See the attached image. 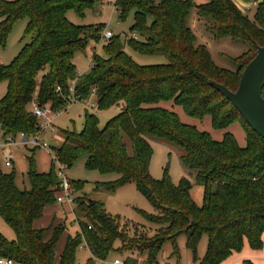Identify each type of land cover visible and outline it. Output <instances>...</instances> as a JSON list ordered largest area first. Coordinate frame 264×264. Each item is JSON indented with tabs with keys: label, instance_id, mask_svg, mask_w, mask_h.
Returning a JSON list of instances; mask_svg holds the SVG:
<instances>
[{
	"label": "trees",
	"instance_id": "trees-1",
	"mask_svg": "<svg viewBox=\"0 0 264 264\" xmlns=\"http://www.w3.org/2000/svg\"><path fill=\"white\" fill-rule=\"evenodd\" d=\"M94 3L0 0V47H6L13 27L24 19L27 26L21 42L29 40L10 64L0 66V83H7L6 94L0 100V131L3 136L16 137L37 133L33 103L53 111L65 110L74 81L77 101L88 100L95 91L98 110L118 108L119 113L100 128L97 115L85 110L82 130L62 131L64 141L52 148L56 160L70 169L86 158L88 170L119 174L117 181L103 184L109 191L135 181L158 211V216L147 218L160 229L151 238L136 239L137 234L129 238L127 226L111 217L104 203L86 196L76 198L75 212H80L85 221L78 220L79 230L68 235L59 264H76L82 244L91 254L86 264L105 260L117 240L122 241L121 250L137 248L148 254L145 264H156L162 246L175 242L183 233L195 255L201 238L208 237L207 255L199 264H222L241 252L246 242L260 250L264 234V138L211 81L233 92L238 89L245 68L257 55L258 47L264 46V1L252 18L242 13L233 0H208L197 6L198 16L207 21L213 35L231 37L248 46L233 60L236 70L227 71L214 64L204 46L195 45L188 26L194 0H115L121 18L134 11L131 33L137 38L122 41L120 36H113L104 44L105 57L94 53L90 70L78 75L76 53L85 50L92 40L100 42L104 27L75 25L67 13L73 11L83 18ZM127 46L142 55L164 56L168 62L138 65L125 51ZM167 102L181 106L194 119L210 116L216 129L240 122L246 132V145L241 147L231 133L216 141L196 126L184 124L176 112L160 105ZM149 138L173 142L183 150L182 166L195 171L197 183L204 187L202 207L191 199L192 183L186 177L177 185L169 179L151 177L154 151ZM28 159L30 189H19L15 172L6 173L0 168V217L15 233L13 241L0 233V256L16 264H55L56 247L67 227L58 223L35 229L34 223L43 218L46 207L57 204L58 164L54 161L50 172L39 173L34 158ZM70 183L75 192L84 187L80 181ZM126 263L138 261L128 258Z\"/></svg>",
	"mask_w": 264,
	"mask_h": 264
},
{
	"label": "rangeland",
	"instance_id": "rangeland-1",
	"mask_svg": "<svg viewBox=\"0 0 264 264\" xmlns=\"http://www.w3.org/2000/svg\"><path fill=\"white\" fill-rule=\"evenodd\" d=\"M7 1L14 2L16 0ZM207 2L208 0H194L195 5L190 10L188 16V26L195 36V45L204 46L208 50L214 64L220 69L235 71L237 66L233 60L242 56L247 51L248 46L231 37H216L213 35L208 29L207 21L200 18L197 11L198 5ZM235 2L240 6L244 14L250 18L253 17L257 8L254 2L245 0H235ZM247 7L248 11L246 10ZM67 18L75 25H103L104 32H112L113 36H120L122 41L133 35L131 27L134 23V11L129 12L125 18H121L119 9L115 6V0H102V2L101 0H95L94 8L87 9L83 18L77 16L73 11L67 13ZM26 26L27 20L24 19L18 21L13 27L6 47H0V66L10 64L18 55L23 44L29 41L28 38H25L21 42ZM102 38L103 34L101 35L100 42L96 43L92 40L85 50L76 53L74 64L78 74L84 75L90 70V64L94 56V47H96L95 53L97 55L105 57V41ZM127 52L135 63L142 66L161 65L168 62L164 56L142 55L133 51L129 46H127ZM6 90L7 83H0V100L6 94ZM160 105L176 112L184 124L196 126L200 131L209 133L216 141H222L224 134L231 133L236 138L238 144L246 145V132L240 122H235L228 128L220 130L213 126L210 116L205 117L203 120H198L189 117L181 106H176L172 102L161 103ZM85 110L97 115L100 128H103L110 119L119 113L118 108H111L105 111L98 110L97 97L93 92L86 101H70L68 107L60 115L53 118L56 132L50 134L48 138L51 147L58 146L61 143L59 140L64 137L62 131L76 130L80 132L82 130ZM16 141L20 144L13 147V167L6 168L4 166L3 152L0 151V168L6 173L15 172L16 185L19 189H30V182L28 180L30 162L28 158H34L36 170L39 173H48L52 169V165H54L53 152L52 149L32 148L30 145H25L19 137L16 138ZM125 141L128 144L129 151H131L129 141L127 139ZM1 142L2 134H0ZM149 142L154 151L149 167L151 177L156 180L169 179L175 185L179 184L183 177H186L192 183L190 189L191 199L198 207H202L204 204V187L197 183L195 171L182 166L181 156L183 155V150L177 144L169 141L149 138ZM85 163L86 158H82L72 168L65 169V175L70 181L84 183L81 191H74V199L86 196V198L104 203L106 212L115 218L121 226H127L126 232L129 238H134L136 234L138 235L136 239H140L141 236L144 238L155 236L160 227L156 223L149 221L147 215L158 216L159 213L139 191L137 183L130 181L118 186L114 191H109L103 184L117 181L120 175L117 173L104 175L95 170H88L85 167ZM51 206H49L50 208H48L46 214L44 213L42 225L46 226L43 229L50 227L54 215L66 218V221H59V223H64L67 229L62 234L56 247V262L58 264L68 235H75L79 230L78 220H85L80 212H75V203H62L57 208H52ZM0 233L9 241L15 239L14 231L1 217ZM121 248H123L122 241L117 240L114 250L106 260L111 262L116 258L121 260L133 258L138 261V264H145L148 260V254H142L137 248H132L131 250H121ZM207 250V236L201 238L195 255L187 245V235L183 233L176 238L175 242L168 241L162 246L156 256V264H199L206 257ZM90 257L89 250L82 244L78 248L76 264H86ZM195 257H197V260ZM95 264H100V261L96 260Z\"/></svg>",
	"mask_w": 264,
	"mask_h": 264
},
{
	"label": "built area",
	"instance_id": "built-area-1",
	"mask_svg": "<svg viewBox=\"0 0 264 264\" xmlns=\"http://www.w3.org/2000/svg\"><path fill=\"white\" fill-rule=\"evenodd\" d=\"M264 0H260L257 2H254V5L257 7L261 2ZM113 37L112 32L105 31L103 33V38L105 42L109 41ZM133 38H137L135 34L132 35ZM93 65V63L90 64V67ZM74 86L75 81L72 82L70 85V92L71 101L77 102V99L74 97ZM57 92H61V88L57 87ZM95 94V91H93ZM94 106V104H93ZM32 114L36 117L39 130L37 133L27 136L24 134H20L19 137L23 144L30 145L32 148H43L46 150L51 149V145L49 144L48 138L50 134H53L56 132L55 125H54V117L60 115L63 110L53 111L51 107L49 106H41L39 103L35 102L32 105L31 109ZM16 136L13 135H7L3 136L2 142L0 143V151L3 152V164L6 168H12L13 167V147L19 145L16 141ZM5 150H7L5 152ZM54 160L58 164L59 169V178L60 183L57 187L56 191V201L59 204L62 203H74V189L71 186L70 180L65 175V166H62L59 164L56 160V157L53 153ZM141 260V259H140ZM100 261V264H127L126 260H121L119 258L114 259L113 261H107L105 260H98ZM0 264H16V262L7 257L0 256Z\"/></svg>",
	"mask_w": 264,
	"mask_h": 264
},
{
	"label": "water",
	"instance_id": "water-1",
	"mask_svg": "<svg viewBox=\"0 0 264 264\" xmlns=\"http://www.w3.org/2000/svg\"><path fill=\"white\" fill-rule=\"evenodd\" d=\"M211 85L231 101L248 125L264 138V46L258 47L257 55L245 68L235 92L214 81Z\"/></svg>",
	"mask_w": 264,
	"mask_h": 264
},
{
	"label": "crops",
	"instance_id": "crops-1",
	"mask_svg": "<svg viewBox=\"0 0 264 264\" xmlns=\"http://www.w3.org/2000/svg\"><path fill=\"white\" fill-rule=\"evenodd\" d=\"M102 2V0H101ZM233 2L237 5V3L235 2V0H233ZM250 2V1H249ZM237 7L239 8V10L242 12L240 6L237 5ZM246 10L248 11V7L246 8ZM243 13V12H242ZM94 53L96 51V47H94L93 49ZM125 51L127 52V47L125 48ZM128 53V52H127ZM81 75V74H78ZM119 110V109H118ZM0 134H2V132L0 131ZM2 138H3V134H2ZM64 141V137L60 138L59 142H63ZM60 143V144H61ZM240 145V144H239ZM241 147H244L243 145H240ZM53 148V147H52ZM51 148V149H52ZM53 152V151H52ZM52 208H57L59 207V204H55L51 206ZM48 208H50L49 206L45 208V214L46 211L48 210ZM44 219V216L41 220H38L34 223V227L35 229H43L45 226L42 225V221ZM62 221H66L65 217H58L57 215L53 216V221L51 223L56 225ZM39 225V226H38ZM51 232L46 236V240H48L51 236ZM63 252V251H62ZM61 253V252H60ZM62 254V253H61ZM61 256V255H60ZM60 259V257H59ZM245 261H251L254 264H264V234H263V247L260 250H254L250 247L249 243L246 242L244 248L242 249L241 252L239 253H234L233 255H231L225 262H223L222 264H243ZM55 264H57V262H55ZM58 264H59V260H58Z\"/></svg>",
	"mask_w": 264,
	"mask_h": 264
}]
</instances>
